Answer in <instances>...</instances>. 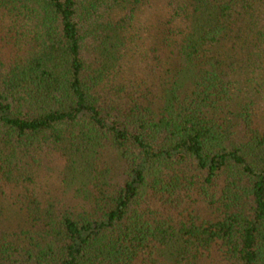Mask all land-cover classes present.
<instances>
[{"label": "trees", "instance_id": "16d2710c", "mask_svg": "<svg viewBox=\"0 0 264 264\" xmlns=\"http://www.w3.org/2000/svg\"><path fill=\"white\" fill-rule=\"evenodd\" d=\"M0 264H264V0H0Z\"/></svg>", "mask_w": 264, "mask_h": 264}]
</instances>
